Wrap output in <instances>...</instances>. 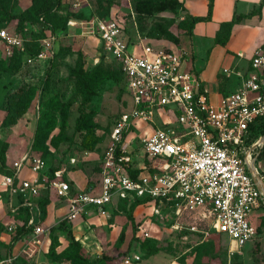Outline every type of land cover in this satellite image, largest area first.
Here are the masks:
<instances>
[{"label": "rangeland", "instance_id": "1", "mask_svg": "<svg viewBox=\"0 0 264 264\" xmlns=\"http://www.w3.org/2000/svg\"><path fill=\"white\" fill-rule=\"evenodd\" d=\"M159 2L61 0L57 6L56 0H0V26L16 30L17 16H25L23 35L30 51L44 54L32 61L29 57L35 55H0V154L5 156L0 169H11L33 144L34 154L46 162L42 185H47L45 177H50L48 168L51 174L52 168L59 166L74 192L95 187L109 131L131 103L114 57L100 40V21L120 27L125 39H142L184 53L192 68L195 55V59L199 56L193 52L194 31H188L185 10L157 11L154 7ZM163 28L175 36H167ZM226 32V27L218 28L216 36L223 37ZM100 63L114 77L85 103L83 83L74 70L80 64L89 70ZM81 118L85 120L79 125ZM92 133L98 140L89 146ZM138 151L142 160L144 150L139 147ZM42 193L47 210L43 232L30 231L13 250L0 243V254L15 256L17 264H126V257L135 254L141 256L136 264H264L261 210L253 217L255 237L240 248H232L228 236L198 211L178 216L163 207L160 214H151L147 206L130 209L127 204H111L89 207L71 217L66 199L50 187ZM23 221L24 214L10 212L7 191L0 185V242L8 244ZM140 226L147 229L148 236L139 232ZM51 234L58 238L59 255L54 257L47 256Z\"/></svg>", "mask_w": 264, "mask_h": 264}, {"label": "built area", "instance_id": "2", "mask_svg": "<svg viewBox=\"0 0 264 264\" xmlns=\"http://www.w3.org/2000/svg\"><path fill=\"white\" fill-rule=\"evenodd\" d=\"M98 34L121 66L131 103L109 133L96 185L74 192L62 169L53 179L45 177L47 185H42L46 162L29 148L14 162L12 174L0 181L10 212L29 207L26 226L43 232L37 199L50 187L69 202L71 217L89 207L139 201L151 214H160L163 207L178 216L198 211L228 236L232 248L252 240L257 232L253 217L259 210L264 214V161L259 159L264 135L253 137L257 121L264 118V46L255 49L241 88L214 101L184 53L142 39L131 42L120 27L104 21ZM26 41L23 33L0 27L1 56L26 50ZM42 56L43 51L29 60ZM25 170L36 176H23ZM139 229L148 236L146 228ZM140 260L135 254L125 263ZM0 264H17L16 257L0 256Z\"/></svg>", "mask_w": 264, "mask_h": 264}, {"label": "crops", "instance_id": "3", "mask_svg": "<svg viewBox=\"0 0 264 264\" xmlns=\"http://www.w3.org/2000/svg\"><path fill=\"white\" fill-rule=\"evenodd\" d=\"M182 1L186 13L207 14L209 0ZM235 18L240 20L232 27L227 42L217 43L215 36L220 24ZM193 42L194 55H199L197 59L196 55L194 57L193 68L210 90V97L217 101L222 96L237 92L255 49L264 46V0H214L212 20L196 25ZM25 171L23 176H36L29 170Z\"/></svg>", "mask_w": 264, "mask_h": 264}, {"label": "trees", "instance_id": "4", "mask_svg": "<svg viewBox=\"0 0 264 264\" xmlns=\"http://www.w3.org/2000/svg\"><path fill=\"white\" fill-rule=\"evenodd\" d=\"M57 2V6L60 5L61 0H56ZM155 10L157 11H164V10H171L173 12H175L177 9H184L185 5L183 3L182 0H160V2L158 4L155 5ZM213 8H214V0H209L208 2V11L206 15H191L189 13H186V17H187V26H188V31L189 33L192 34V32L194 31L196 25L199 22H208L212 20V15H213ZM1 10V7H0ZM11 17H15L17 15H10ZM45 16V15H44ZM17 17L20 18L19 21V27L18 29H16V31H19L21 33H23L24 31V22L26 20V17L23 15H18ZM240 19H233L231 21H224L220 24V29L223 28H227V32L225 33V35H223V37H221L220 34H217L216 36V42L217 43H225L227 42V40L230 37L231 34V30L232 27L234 26V24ZM65 22H67V19L65 20ZM0 27H7V26H0ZM9 28V27H7ZM162 30H164L165 34L167 36H175L174 33H172L170 30H167L166 28H163ZM129 40L131 42H135V39L130 38ZM33 54V55H32ZM36 56L37 54L33 51H30V47L28 45V41H26V50H18L16 49L13 53V55L8 56V58H12L15 56H20L23 58H27L29 56ZM115 63L117 64L120 73L125 81V76L121 70V66L118 63V61L113 58ZM74 74L78 77V79L83 83V88H84V102L88 103L90 102L94 95L97 94L99 92V90L101 89V87L110 79H113L114 75L112 74L111 71L102 68V64L100 63L99 65H97L95 68L93 69H89V70H85L84 65L80 64L79 67L77 69L74 70ZM84 118L79 119V125L82 124L84 122ZM116 121L113 122L112 125H114ZM113 127V126H112ZM111 127V129H112ZM110 129V131H111ZM109 131V133H110ZM264 135V118L259 119L256 123V126L254 128V134L253 137L254 138H258L260 136ZM98 140V138L95 136L94 133L89 135V139H88V145L91 146L92 143L96 142ZM31 148L32 153H34V146L33 144L29 147ZM259 159L264 161V146L261 148V151L259 153ZM0 160L5 162V156L4 154H0ZM61 169L59 166L52 168V172L50 174L51 169L48 168V170L46 171L47 174L50 175L51 179H53L55 177V172L57 170ZM98 171H99V167H98ZM45 172V170H44ZM0 174H12V168H8L5 171H3L2 169H0ZM42 174V173H41ZM49 177V179H50ZM40 179H41V175H40ZM47 189V188H46ZM44 190V188L42 189ZM42 191H41V195L39 196V198L37 199V206H38V211H39V219L41 220V222L46 218V206H45V201L42 197ZM120 204H127V201L125 200H121L119 202ZM139 201H135L133 203H131L130 205H128V207L130 209H134L138 206ZM19 213L24 214V221L22 222V226L16 231L15 235L11 238L10 242L4 243L3 241H1L0 243L3 245H7L9 250H13L14 247L17 245V243L26 235L28 234L30 231L33 230V227H28L26 226L27 221L30 217V211H29V207H21ZM264 216V215H263ZM131 218L133 219V216L131 215ZM2 229V226L0 224V230ZM50 239H51V243H50V248L49 251L47 253V256L49 257H54L56 255H59V253L57 252V245H58V238L55 235H50ZM80 244V243H79ZM5 254H0V256L2 257ZM103 259L105 258V256L102 257ZM107 258V257H106ZM86 261V260H84ZM87 262V261H86ZM87 264H94V263H88Z\"/></svg>", "mask_w": 264, "mask_h": 264}, {"label": "water", "instance_id": "5", "mask_svg": "<svg viewBox=\"0 0 264 264\" xmlns=\"http://www.w3.org/2000/svg\"><path fill=\"white\" fill-rule=\"evenodd\" d=\"M262 141H263V143H264V136H263V138H262Z\"/></svg>", "mask_w": 264, "mask_h": 264}]
</instances>
